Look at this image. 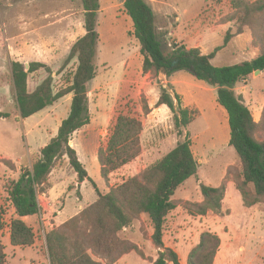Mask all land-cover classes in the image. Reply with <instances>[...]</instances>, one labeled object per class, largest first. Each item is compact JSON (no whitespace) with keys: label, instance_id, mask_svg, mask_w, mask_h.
I'll return each instance as SVG.
<instances>
[{"label":"rangeland","instance_id":"1","mask_svg":"<svg viewBox=\"0 0 264 264\" xmlns=\"http://www.w3.org/2000/svg\"><path fill=\"white\" fill-rule=\"evenodd\" d=\"M123 1L99 0L97 76L89 85L92 122L73 135L72 146L77 149L97 188L107 193L112 186L129 178H140L148 167L185 140L189 132L199 171L176 191L177 208L166 221L165 245L174 246L183 264H188L189 255L201 236L212 233L221 242L214 264H264V200L250 206L239 190L238 156L229 145L228 114L217 102L216 89L187 71L177 72L170 78L163 74H144L140 44L132 35L133 22L125 12ZM146 1L155 11L158 26L164 27L167 46L187 43L200 46L209 54L223 45L227 31H236L237 23L231 21L230 0ZM257 20L264 23V14L257 16ZM23 27L27 31L25 63L34 58L46 59L53 63L55 74L61 70L73 44L86 33L82 0H0V203L6 211L2 243L7 264H50L47 232L61 229L63 219L71 210L91 204L97 195L91 183L83 191L76 190L72 169L62 162L54 169L51 180L67 188H59L56 197L49 200L51 203L40 194V212L25 220L35 232V243L28 247L11 244L10 222L16 214L7 189L31 168L41 148L57 134L61 122L68 117L71 104L66 96L46 111L19 119L7 46H19L10 38ZM169 31L175 36H170ZM259 50L260 46L240 38L234 42V47L229 45L221 50L213 64L226 66L252 60ZM76 65L74 60L64 72L54 75L56 91L67 85ZM46 77L44 69L31 74L30 90H35ZM162 89L173 97L177 109L175 96L179 95L184 107L198 111L191 125L182 129V135L178 133L170 109L157 107ZM236 93L242 96L254 119L260 121L264 109V71L238 84ZM146 104L151 109L149 114H145ZM119 113L141 118L144 126L142 152L134 162L112 173L107 183L102 180L97 154L100 145L110 136L112 123ZM263 135V131L259 133V137ZM60 178L64 181H59ZM202 183L226 187L221 208L209 210L204 216L197 213L196 205L204 201ZM153 232L149 217L141 215L132 228L121 232V237L137 245L139 250L121 261L122 256L113 264H154L162 249L153 243ZM90 252L94 259L110 264Z\"/></svg>","mask_w":264,"mask_h":264},{"label":"trees","instance_id":"2","mask_svg":"<svg viewBox=\"0 0 264 264\" xmlns=\"http://www.w3.org/2000/svg\"><path fill=\"white\" fill-rule=\"evenodd\" d=\"M84 28L86 33L71 47L70 53L58 74L64 72L76 60L74 73L67 85L55 90V79L50 66L42 62L29 63V69L19 61L11 64L15 98L19 108V119H27L72 95L70 111L50 142L41 148L39 156L17 181L11 183L7 192L15 210L16 218L10 222V241L13 246L28 247L35 243L36 235L24 217L40 212L38 196L51 188L50 177L55 167L68 161L76 173L79 183L89 181L95 188L97 198L84 207L76 216L64 222L61 229L46 234V245L50 264H105L92 257L90 251L113 264L125 254L138 251L139 247L121 237V232L131 227L141 216L147 215L153 226L152 240L162 249L154 264H181L178 253L166 247L164 236L166 221L177 208L176 191L199 171V162L192 150V139L188 132L185 140L169 153L148 167L140 178L132 177L122 184L112 186L107 193L97 188L95 181L79 158L77 150L70 145L73 135L91 123L89 85L97 76L95 59L100 39L97 31L99 0H82ZM236 31H227L224 43L209 54L199 47L173 43L167 46L166 33L156 22V14L146 0H124L126 14L132 19V35L140 44L144 74L172 77L187 71L197 80L205 82L217 91V102L227 114L230 127L229 145L238 156L239 190L246 202L253 206L264 200V109L260 121H256L250 108L236 86L256 71H264V23L257 16L264 14V0H230ZM249 31L251 42L260 46L252 60L234 65L215 66L213 60L229 42ZM167 46V47H166ZM44 69L47 77L31 91L29 77ZM173 97L162 89L157 107L166 105L174 114L179 135L195 120L197 110L184 107L179 95ZM145 114L151 109L145 105ZM144 130L140 117L119 113L112 123L110 136L101 144L97 158L101 177L107 183L110 175L134 162L142 152L141 135ZM204 198L198 205V214L204 216L209 210L221 208L226 193L224 185L214 187L201 184ZM6 211L0 203V264H7L5 246L2 243L6 223ZM220 238L204 233L199 244L191 251L188 264H214L220 247Z\"/></svg>","mask_w":264,"mask_h":264},{"label":"crops","instance_id":"3","mask_svg":"<svg viewBox=\"0 0 264 264\" xmlns=\"http://www.w3.org/2000/svg\"><path fill=\"white\" fill-rule=\"evenodd\" d=\"M154 10V9H153ZM155 12V11H154ZM170 28L171 27H165V29H168V30H170ZM174 28V27H173ZM177 29H181V27H177ZM26 34H27V31L24 29V27H23V29L22 28H19V29H17L15 32H14V34H13V36L10 38V41L12 42H14L13 44H18L19 46L17 47V48H15V47H13L12 45H8L7 46V49H8V54H9V59H11V64H12V62L13 61H19V62H21V63H23V64H26L25 62H27V61H25L24 60V51H26L27 49H26V42H25V40H24V38H25V36H26ZM169 35L170 36H175V34H174V32H172V31H169ZM240 38H244V40H248V41H251L252 40V38H251V35H250V33H249V31H246L245 33H243V34H241V35H239V36H237V37H235V38H233L230 42H229V44L227 45V46H233L234 47V42H236L237 40H239ZM18 40H19V42H18ZM21 40L24 42V45H22V42H21ZM176 43H178V42H176ZM183 43V42H182ZM178 44H180V43H178ZM183 44H185V45H187L188 47H199L200 49H201V47L200 46H190V45H188L187 43H183ZM181 45V44H180ZM226 46V47H227ZM225 47V48H226ZM202 50V49H201ZM203 51V53H206L204 50H202ZM207 54V53H206ZM31 62H42V63H45L46 65H48V66H52L51 64H53V63H51V61H48V60H46V59H37V58H34L33 60H30V62L29 63H31ZM28 63V64H29ZM52 68V67H51ZM53 70V69H52ZM12 71V70H11ZM37 72H39V71H37ZM54 72V71H53ZM36 73V72H35ZM34 74V73H33ZM54 75L55 76H57V75H59L58 74V72L57 73H53V77H54ZM175 75V74H174ZM173 75V76H174ZM55 81V80H54ZM94 81V80H93ZM92 81V82H93ZM246 81V80H245ZM91 82V83H92ZM69 96V98H70V100H72V95L70 94V95H68ZM88 96H89V94H88ZM65 98V97H64ZM64 98H62V99H60L58 102H60L61 100H63ZM58 102H56L55 104H53V105H51V106H48V107H46L44 110H42V111H46V110H48L49 108H52V107H54V105H56ZM163 106H166V105H163ZM160 107H162V106H160ZM42 111H40V112H42ZM39 112V113H40ZM34 116V115H33ZM32 117V116H31ZM91 122H92V117H91ZM86 127V126H85ZM84 127V128H85ZM83 129V128H82ZM81 129V130H82ZM78 132V131H77ZM76 134V133H75ZM74 134V135H75ZM54 137V136H53ZM47 145V144H46ZM70 145L72 146H74V144H73V142H72V140H71V142H70ZM77 150V149H76ZM78 152V151H77ZM79 155V154H78ZM80 158V157H79ZM81 160V159H80ZM83 163V162H82ZM64 164H68V161L67 160H65V163ZM84 164V163H83ZM69 165V164H68ZM85 165V164H84ZM59 167V165L57 166V167H55L54 169H57ZM85 167H86V165H85ZM101 169V168H100ZM54 171V170H53ZM88 171V170H87ZM53 173V172H52ZM89 173V172H88ZM100 174H101V171H100ZM52 175V174H51ZM89 176H90V174H89ZM72 177H74L75 178V187H76V190H81V191H83V189L84 188H86L89 184H90V182L89 181H85V182H83V183H79L78 182V179H77V175H76V173L72 170V175H71V178ZM91 177V176H90ZM102 180H103V178H102ZM59 181H61V182H63L64 180H63V178H60L59 179ZM66 181V180H65ZM50 183H51V188L49 189V191L45 194H42L43 196H46V198L48 199V202H50L51 203V198H55L56 197V192H57V190L60 188V189H62L63 187L65 188L66 187V185L65 186H59V185H57V183H53L52 182V180H51V177H50ZM96 183V182H95ZM57 185V186H56ZM67 188V187H66ZM63 194H65L64 193V191H63ZM49 195L51 196V197H49ZM45 198V199H46ZM97 198V196L94 198V200ZM49 200H51V201H49ZM50 203H48V205H50ZM51 206V205H50ZM87 205H85V207H86ZM48 207V206H47ZM84 208V206H82V208H79V210L77 211L76 209H74V210H71L70 212V214H68V216L67 217H65V219H63V221H62V223H64V222H66V221H68L70 218H72V217H74V216H76L82 209ZM64 212V211H63ZM59 213H60V211H59ZM61 215H62V212H61ZM35 216V215H34ZM147 216V215H146ZM17 217V215L15 216V218ZM32 217V216H31ZM26 218L27 217H24L23 218V220L25 221L26 220ZM26 222V221H25ZM134 224H135V222H134ZM134 224L131 226V227H129V228H132L133 226H134ZM129 228H126V230H128ZM166 233V232H165ZM164 242H165V236H164ZM166 246V245H165ZM172 246V245H171ZM169 246V248H172L173 250H175L176 252H177V250L174 248V246ZM166 247H168V246H166ZM133 252V251H132ZM131 253V252H130ZM129 253V254H130ZM129 254H125L123 257H122V259H121V261L123 260V259H125V258H127L128 256H129ZM179 255V254H178ZM179 258H180V256H179ZM180 261H181V259H180ZM168 264H172L171 262H169ZM181 264H183V262L181 261Z\"/></svg>","mask_w":264,"mask_h":264},{"label":"water","instance_id":"4","mask_svg":"<svg viewBox=\"0 0 264 264\" xmlns=\"http://www.w3.org/2000/svg\"><path fill=\"white\" fill-rule=\"evenodd\" d=\"M24 65H25V69L28 70V69H29V64L26 63V64H24ZM260 73H261V71H256V72H255V74H260Z\"/></svg>","mask_w":264,"mask_h":264}]
</instances>
